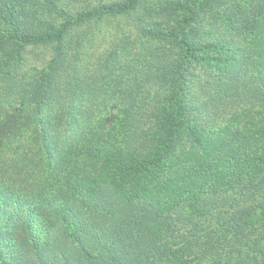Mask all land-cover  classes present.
Listing matches in <instances>:
<instances>
[{"label":"trees","instance_id":"obj_1","mask_svg":"<svg viewBox=\"0 0 264 264\" xmlns=\"http://www.w3.org/2000/svg\"><path fill=\"white\" fill-rule=\"evenodd\" d=\"M213 2L0 0V264H264V0Z\"/></svg>","mask_w":264,"mask_h":264},{"label":"rangeland","instance_id":"obj_2","mask_svg":"<svg viewBox=\"0 0 264 264\" xmlns=\"http://www.w3.org/2000/svg\"><path fill=\"white\" fill-rule=\"evenodd\" d=\"M226 1L227 0H217V2H213L211 6L209 5L204 9V12L206 13L202 12L200 17H202V14L204 13L203 17L209 24H211L210 26H217L219 28L223 27L222 24L226 22L225 17H220L219 13L223 11ZM91 3H95V0H69V5L71 4L70 9L73 12L78 9L88 8ZM143 7L144 5L141 3V5L137 8L138 11L133 12L132 9L129 10V17L125 14L100 22L97 27L92 29L93 31L90 32L87 41L84 43L85 50L91 54H98L103 52V50H105L107 47L111 46L112 42H114L116 39L120 40L124 36L126 37V33L133 32V37V34L135 35L136 32L133 28L134 25L130 23L129 20H131L130 18L134 15V13L144 14V12L141 11ZM173 16L175 17L174 14ZM49 57L50 49L47 45L28 46L25 51V68L28 71H31L33 67L39 66L42 64V62L49 59ZM15 106V102L10 99L9 102L4 104L5 112H7V114H12ZM239 108L241 109V106H239L238 109ZM3 114L5 115V113ZM3 114L0 115V118L4 117Z\"/></svg>","mask_w":264,"mask_h":264}]
</instances>
